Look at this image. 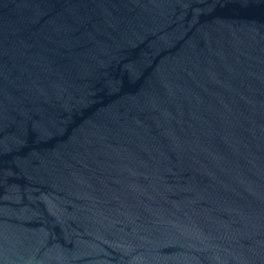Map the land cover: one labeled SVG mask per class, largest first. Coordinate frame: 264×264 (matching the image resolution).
<instances>
[{"label":"water","instance_id":"obj_1","mask_svg":"<svg viewBox=\"0 0 264 264\" xmlns=\"http://www.w3.org/2000/svg\"><path fill=\"white\" fill-rule=\"evenodd\" d=\"M0 264H264V0H0Z\"/></svg>","mask_w":264,"mask_h":264}]
</instances>
